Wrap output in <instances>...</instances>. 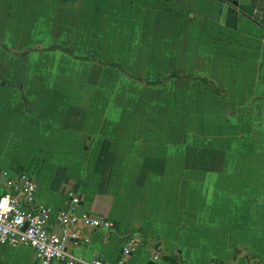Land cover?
I'll return each mask as SVG.
<instances>
[{"label":"crops","instance_id":"1","mask_svg":"<svg viewBox=\"0 0 264 264\" xmlns=\"http://www.w3.org/2000/svg\"><path fill=\"white\" fill-rule=\"evenodd\" d=\"M3 172L115 224L75 264H264V0H0Z\"/></svg>","mask_w":264,"mask_h":264},{"label":"built area","instance_id":"2","mask_svg":"<svg viewBox=\"0 0 264 264\" xmlns=\"http://www.w3.org/2000/svg\"><path fill=\"white\" fill-rule=\"evenodd\" d=\"M2 177L14 192L0 194V246H28L41 264H75L77 258L70 252V244L90 243L88 231L115 230V224L108 219L79 214L81 197L74 191L68 192L69 207L57 211L37 202L38 184L27 172L17 176L3 172ZM138 247L137 239L127 240L117 264H126ZM164 256L155 253L152 260L158 264H174ZM88 264L108 263L95 259Z\"/></svg>","mask_w":264,"mask_h":264},{"label":"water","instance_id":"3","mask_svg":"<svg viewBox=\"0 0 264 264\" xmlns=\"http://www.w3.org/2000/svg\"><path fill=\"white\" fill-rule=\"evenodd\" d=\"M0 185L7 186L5 177L0 178ZM147 264H158V263L154 262L153 260H150Z\"/></svg>","mask_w":264,"mask_h":264},{"label":"trees","instance_id":"4","mask_svg":"<svg viewBox=\"0 0 264 264\" xmlns=\"http://www.w3.org/2000/svg\"><path fill=\"white\" fill-rule=\"evenodd\" d=\"M164 258H165L166 261H169L171 263H174V259L172 257L165 255Z\"/></svg>","mask_w":264,"mask_h":264}]
</instances>
